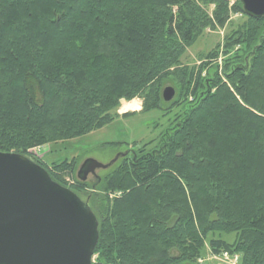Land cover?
<instances>
[{"label":"trees","instance_id":"1","mask_svg":"<svg viewBox=\"0 0 264 264\" xmlns=\"http://www.w3.org/2000/svg\"><path fill=\"white\" fill-rule=\"evenodd\" d=\"M230 2L0 0V151L85 196L99 222L93 264H197L207 245L264 264V17ZM227 24L221 70L220 44L182 63L205 29ZM135 98L140 113L186 108L95 186L75 159L30 155L104 128Z\"/></svg>","mask_w":264,"mask_h":264},{"label":"water","instance_id":"2","mask_svg":"<svg viewBox=\"0 0 264 264\" xmlns=\"http://www.w3.org/2000/svg\"><path fill=\"white\" fill-rule=\"evenodd\" d=\"M246 15L264 17V0H238ZM173 86L162 96L170 102ZM109 163L86 158L77 170L85 182ZM99 241V222L74 191L54 182L48 172L27 156L0 151V264H93Z\"/></svg>","mask_w":264,"mask_h":264},{"label":"rangeland","instance_id":"3","mask_svg":"<svg viewBox=\"0 0 264 264\" xmlns=\"http://www.w3.org/2000/svg\"><path fill=\"white\" fill-rule=\"evenodd\" d=\"M234 1H231L230 5H232ZM212 11L213 7H210V15L212 14ZM231 19L234 23L239 24L245 20V17L241 14H233ZM229 31V24L224 27L205 29L198 37L194 45L188 48L186 54L182 57V63L190 67L200 65L201 62L204 61L206 55H208L217 45L220 44L219 55L212 63H218L220 67L219 69L221 70L226 56L223 49L224 38L226 33ZM205 74L206 72L203 73V75ZM176 96L177 92L175 97L170 102H172ZM191 98L192 97H190V99ZM142 101L143 100L141 98H135L125 102L124 104H122L124 102L122 101L121 107L118 110L119 117H117L113 123L102 129L93 131L85 136L68 142L45 144L43 146L33 148L30 151V155L36 159H44L49 163L69 158L75 159L76 162L78 161L77 163L79 166L86 158H93L106 164L116 157V155L125 153L128 149H132L135 143V148H138L139 146L152 140H154L153 144L158 143L161 133L166 131L167 128L172 125L175 117L178 114H182L186 107L175 106L168 114H165L163 110L159 109L146 113H140L139 111L142 108ZM170 102H167L164 107L166 110L167 108L169 109L168 105H170ZM132 112H136V114L122 117L124 114H130ZM106 170L107 169H101L97 171V175L102 176L105 174ZM92 178L91 176L89 177V179ZM72 182L73 180L71 178L68 179V183L72 184ZM80 198L83 201L86 200L84 195ZM224 252L215 253L212 251L210 246L207 245L205 256L198 259L197 264H229V262L223 258ZM231 255L238 256L237 264H239L241 258L240 254L235 253ZM94 259L95 257L93 258V261Z\"/></svg>","mask_w":264,"mask_h":264},{"label":"built area","instance_id":"4","mask_svg":"<svg viewBox=\"0 0 264 264\" xmlns=\"http://www.w3.org/2000/svg\"><path fill=\"white\" fill-rule=\"evenodd\" d=\"M223 258L229 262V264H237L238 256L237 255H231L228 252H224Z\"/></svg>","mask_w":264,"mask_h":264},{"label":"flooded vegetation","instance_id":"5","mask_svg":"<svg viewBox=\"0 0 264 264\" xmlns=\"http://www.w3.org/2000/svg\"><path fill=\"white\" fill-rule=\"evenodd\" d=\"M92 177H93V178H92ZM97 177H98V175H92V176H91L92 179H89L90 181L93 182V185H94V186L97 184V182H96ZM86 200H87V199H86Z\"/></svg>","mask_w":264,"mask_h":264}]
</instances>
